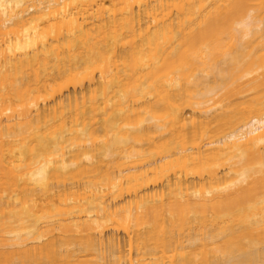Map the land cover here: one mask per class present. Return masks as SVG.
I'll list each match as a JSON object with an SVG mask.
<instances>
[{
	"label": "bare ground",
	"instance_id": "1",
	"mask_svg": "<svg viewBox=\"0 0 264 264\" xmlns=\"http://www.w3.org/2000/svg\"><path fill=\"white\" fill-rule=\"evenodd\" d=\"M0 264H264V0H0Z\"/></svg>",
	"mask_w": 264,
	"mask_h": 264
},
{
	"label": "rangeland",
	"instance_id": "2",
	"mask_svg": "<svg viewBox=\"0 0 264 264\" xmlns=\"http://www.w3.org/2000/svg\"><path fill=\"white\" fill-rule=\"evenodd\" d=\"M180 230L182 231V229L180 228ZM183 230H186V228L184 227Z\"/></svg>",
	"mask_w": 264,
	"mask_h": 264
}]
</instances>
